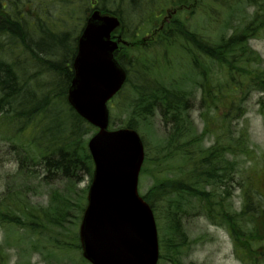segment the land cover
Segmentation results:
<instances>
[{
    "label": "trees",
    "instance_id": "trees-1",
    "mask_svg": "<svg viewBox=\"0 0 264 264\" xmlns=\"http://www.w3.org/2000/svg\"><path fill=\"white\" fill-rule=\"evenodd\" d=\"M241 2L252 4L254 11L248 18L234 19L237 12L233 11H240L237 4ZM94 9L121 18L125 39H132L143 25L156 32L148 46L121 47L116 56L135 72L128 78L133 94L123 111L127 115L123 125L139 129L140 122L159 116L168 133L166 162L182 157L180 162L188 167L178 178L173 163L168 164L167 176L155 177L144 196L159 226L165 223L161 259L183 264L182 249L188 237L182 220L194 213L228 232L241 262L264 264V169L255 185L252 175L237 174L239 157L254 155L248 125H240L248 93L257 91L264 98L261 57L250 46L264 32V0H0V133L17 141L20 170H30L29 163L39 165L49 181L64 182L67 187L76 185L81 172L92 178L87 136L95 129L70 107L67 93L77 41ZM169 9L177 13L166 22ZM198 19L206 21L202 32L195 26ZM130 54L134 58L127 62ZM25 56L41 72L29 75L21 61ZM185 58L194 68V72L189 68L187 76L194 78L195 89L201 93V133L193 132L190 125L194 94L176 80L167 83L157 78L160 71H172ZM142 59L147 62L143 61V69ZM41 73L47 84L37 81ZM207 136L215 137L208 148L201 145ZM238 186L244 190L240 210L232 202ZM86 193L77 203L71 195L52 194L47 209L28 206L24 199L5 200V204L0 200V225L23 229L34 239L44 238L48 231H69L64 238L51 235L47 251L81 250L78 235L66 228V222L69 225V219H75L76 227ZM3 248L0 245V264H8L7 255H1Z\"/></svg>",
    "mask_w": 264,
    "mask_h": 264
},
{
    "label": "rangeland",
    "instance_id": "rangeland-1",
    "mask_svg": "<svg viewBox=\"0 0 264 264\" xmlns=\"http://www.w3.org/2000/svg\"><path fill=\"white\" fill-rule=\"evenodd\" d=\"M237 6L240 11H233L237 12L233 15L234 19L236 16L238 18H248V14L254 11L252 4L247 5L241 2L237 4ZM128 22L130 21L128 20ZM195 26H199L197 28L202 32V29H205L206 21L204 19H198L195 21ZM150 28V25L149 28H144L143 25V27L139 29L141 37L147 36L150 33ZM250 45L261 57V68L264 70V32L260 37L252 40ZM21 61L28 67L29 75L32 74L35 76L37 73L41 72L39 68L32 66L29 56H25ZM130 61L131 60H127V62ZM143 61L144 64H147L146 59H142L140 61L142 69L144 67ZM158 63L162 66L160 59ZM189 68L194 72V68L188 65L185 58L178 67L173 68L172 71L169 69L164 73L160 71L157 78L167 83L176 80L179 82L182 89L194 94V97H190V125L193 132L197 131L200 133L204 127V122L200 117L201 108L199 105V98L201 94L200 91L195 89V84L193 83L194 78L191 79L190 76H187L190 74ZM131 69L130 76L135 74V72H132L133 68ZM18 70L25 75V72L20 69V66H18ZM214 71L220 72L218 67H215ZM38 78L37 81L40 84L48 83V79L44 73H41ZM131 95V91L127 88L113 103L111 115L118 125L125 120L123 111ZM245 112V124L248 125L249 144L250 148L254 151V155L251 154V158L244 156L239 157L237 174L240 177L252 175L253 180L251 183L255 185L259 179L255 174L261 170L264 161V98L261 93L257 91L248 93L247 101L245 102ZM243 121H241V123H244ZM140 124L141 135L146 144L147 164L144 173L140 177L139 190L142 195H145L152 186L155 177L161 178L167 175L164 171H166V166L168 164L171 165L173 163V166H176H171L172 168H176L172 171L179 177L178 168L183 174H186L187 170L184 164H182L183 162H180L184 161L182 157L180 159L179 157H174L170 159L172 162H166L165 157L167 153L165 147L167 145L168 133L157 115L154 118H150L147 123L140 122ZM14 143L15 142H12L9 138L0 135V200L2 204H5V200L8 202V200L11 199H16L17 201L24 199V202L28 206L47 209L51 202L52 194L71 195L74 203L81 200L82 193L90 184L89 175L81 172L79 178H77L76 185L74 184L71 187H67L64 182L49 181L46 178L45 170L39 165L29 163L32 165V168L26 172L22 171L19 165L20 153L14 149ZM214 143L215 137L207 136L204 138L201 145L209 147ZM51 179L54 180V178ZM234 188L232 202L234 207L240 210L242 207V194L244 190L242 192L239 186ZM76 215H79V219L76 221V227L73 226L75 219H69V223L72 224L68 225L66 222V228L69 227L79 236L78 230L82 214ZM164 224L162 223V233H160V236H165L163 232L165 230ZM182 224L188 237V245L182 249L183 264H244L238 259L233 248L232 239L225 229L212 225L204 216L194 213L185 214ZM67 234H69V231L54 230L46 232L44 238L42 236L34 239L29 238L28 233L23 229L12 226H8L7 229H4L0 225V245L4 246L1 255L3 258L4 253L7 255L8 264H86L81 258L80 251L77 249L64 248L52 254L47 251L52 245L50 241L51 235L64 238ZM40 239L42 242L38 243ZM74 244H77V242H74ZM159 264L172 263L160 259Z\"/></svg>",
    "mask_w": 264,
    "mask_h": 264
},
{
    "label": "water",
    "instance_id": "water-1",
    "mask_svg": "<svg viewBox=\"0 0 264 264\" xmlns=\"http://www.w3.org/2000/svg\"><path fill=\"white\" fill-rule=\"evenodd\" d=\"M120 26L117 18L94 13L74 61L69 101L101 129L89 144L95 173L79 237L83 257L91 264H158L154 213L138 194L143 143L134 130L107 131V102L126 80L113 57L117 43L111 41Z\"/></svg>",
    "mask_w": 264,
    "mask_h": 264
}]
</instances>
